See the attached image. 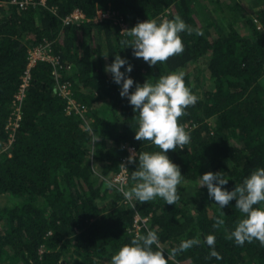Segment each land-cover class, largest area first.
Masks as SVG:
<instances>
[{"label": "trees", "instance_id": "16d2710c", "mask_svg": "<svg viewBox=\"0 0 264 264\" xmlns=\"http://www.w3.org/2000/svg\"><path fill=\"white\" fill-rule=\"evenodd\" d=\"M37 1L23 8L0 0V193L16 196L11 203L0 202V264H109L123 244L147 229L156 231L168 264H264L259 241L241 246L228 238L242 215L235 200L221 209L206 186L199 188L207 171H221L229 179L223 187L231 191L251 171L264 167V29L254 19L264 24V8L242 21L241 0L229 3L230 10L215 0L222 10L219 23L200 0ZM78 7L90 17L113 8L128 28L178 15L193 31L180 33L183 53L149 66L126 47L123 42L131 37L111 18L63 25L62 16ZM45 37L63 63L60 80L72 82L74 97L87 111H67V99L55 92L52 63L40 60L31 67L10 142L7 124L29 50ZM116 53L132 65L126 74L134 82L154 83L162 74L183 73L186 86L198 97L179 118L190 143L167 153L183 175L176 204L159 197L128 201L110 187L115 183L109 177L120 170L129 145L138 152L159 151L134 138L138 114L104 70ZM205 71L210 85L200 92ZM127 165L125 187L130 188L136 165ZM137 212L148 217L139 234L134 228ZM217 218L224 223L215 226ZM209 235L215 237L214 246L206 242ZM193 239L199 243L171 255Z\"/></svg>", "mask_w": 264, "mask_h": 264}, {"label": "clouds", "instance_id": "9594fccd", "mask_svg": "<svg viewBox=\"0 0 264 264\" xmlns=\"http://www.w3.org/2000/svg\"><path fill=\"white\" fill-rule=\"evenodd\" d=\"M185 31L191 34L193 29L178 15L159 21H138L133 27L121 30L131 37L130 41L123 42L126 47L130 46L134 57L142 58L149 66L162 64L183 53L180 33ZM196 34L202 33L197 29ZM104 57L107 59L108 54ZM125 65V71H121ZM104 70L112 74L116 84L121 85L120 96L127 97L134 112L138 114L134 138L142 142L149 141L159 149L152 152L131 151L126 163L120 165L125 171L128 170L127 164L136 165L131 171L134 184L126 188L121 182L119 185L110 184V187H116L128 201L145 203L159 197L167 204H176L180 198L178 186L183 182V175L180 167L167 153L170 150L184 149L190 143V134L179 123V118L187 114V108L197 103L198 97L186 86L183 73L162 74L154 83L147 79L144 83L134 82L126 74L131 73L132 65L118 53L110 64L105 65ZM133 86L134 91L131 90ZM99 139L100 135L94 136L93 142ZM228 180L221 171H207L200 177L199 188L206 186L209 197L221 209L235 200V208L242 215L229 239H234L241 246L253 240L264 246V167L251 171L231 191L223 187ZM223 223V219L217 218L215 226ZM206 242L209 246H214L215 237L209 235ZM198 243L195 239L183 241L179 248L171 250V255ZM164 251L156 231L147 229L146 234L137 235L129 243L123 244L111 256L109 264H168ZM213 255L218 256L215 252Z\"/></svg>", "mask_w": 264, "mask_h": 264}, {"label": "built area", "instance_id": "2783aa9c", "mask_svg": "<svg viewBox=\"0 0 264 264\" xmlns=\"http://www.w3.org/2000/svg\"><path fill=\"white\" fill-rule=\"evenodd\" d=\"M15 3H18L20 7H28L30 4L36 5L38 3L37 0H12ZM45 4L46 0H41ZM52 10L57 12V7L53 6ZM105 18H111L115 23H119L123 25V28H128V23L125 21L124 16L118 14L116 10L113 8H107L104 10H98L93 17L87 15V13L82 8H75L70 13L62 16L63 25L70 23H81L84 20H93L95 22L102 21ZM258 27L264 29V24L258 17H254ZM40 60L50 61L53 65L52 73L55 75L57 79V83L55 85V92L61 94L67 99V111L70 112L73 109H76L77 112L85 115L84 113L87 111V108L84 107L73 95L72 91V82L70 80H60V68L63 66L60 55L55 53L53 50V41L48 38H44L43 41H40L38 44L34 45L29 50V62L26 68V72L23 75V80L20 85L18 92L15 94V108L10 116L9 122L7 124L8 129H10V142L13 140V130L19 125V120L21 118V105L23 98L26 93V87L29 84V80L31 77V67L35 65ZM71 65L69 64V67ZM88 122V121H87ZM89 124V122H88ZM131 151L138 152L136 146L129 145L128 146V155H126L122 159V163H126L127 157L129 156ZM128 168V165H127ZM129 168L127 171L121 166L120 170L117 172H112L110 175V180L113 181L116 185H119L121 182L126 185L129 180ZM148 217L142 216L139 212L135 214L134 218V228L136 232L139 234L142 226L147 225Z\"/></svg>", "mask_w": 264, "mask_h": 264}, {"label": "rangeland", "instance_id": "374dc122", "mask_svg": "<svg viewBox=\"0 0 264 264\" xmlns=\"http://www.w3.org/2000/svg\"><path fill=\"white\" fill-rule=\"evenodd\" d=\"M200 1H201V3H203L205 5L206 8H208L207 10L210 14H208V13L207 14L212 16V17L214 16V18H216V19L218 18L219 23H220L222 21L221 17H220L222 15V10L220 8V4L218 2L216 3L215 0H200ZM233 2H235V0H222L221 5L224 4V6H222V7L226 10H230L231 7L229 6V3L232 4ZM241 3H242V7L244 8V10H243L244 16L241 18L242 21L243 20L245 21L249 17L250 14L254 15V11L256 9H261L262 7L264 8V0H241ZM250 5H252V8ZM241 30L245 31V30H247V27L246 26L242 27ZM195 66H196V64L195 65L192 64L190 66V68L195 69L196 68ZM201 78H202L203 84H202V86L199 87L200 92L204 91V86L207 87V85H210V78H209L208 74L206 73V71H205V73H202ZM15 198H16V196H13L11 194L0 193V202L2 204L11 203V201H13Z\"/></svg>", "mask_w": 264, "mask_h": 264}]
</instances>
